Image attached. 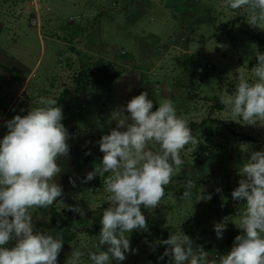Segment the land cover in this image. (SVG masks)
<instances>
[{
	"label": "rangeland",
	"instance_id": "rangeland-1",
	"mask_svg": "<svg viewBox=\"0 0 264 264\" xmlns=\"http://www.w3.org/2000/svg\"><path fill=\"white\" fill-rule=\"evenodd\" d=\"M45 1L50 11H42L38 15L39 26L36 27L29 24L34 15L28 0H0L2 26L7 30L17 31L12 34L0 26V56H3L0 65L20 64L25 73L30 74L25 95L31 94L34 87L46 84L51 86V78L58 76V80H53L55 86L51 87L54 95H57L70 83L71 76L82 65L91 64L99 58H103L113 68L125 66V72L112 82L109 98L96 92V99L88 102L86 98L89 93L85 92L78 99L69 102L70 118H64L63 121L70 134L67 141L69 152L79 159L78 164L91 161V167L102 161L103 153L99 150L98 141L116 127V120L122 118L119 110L141 92L148 93V98L154 103L153 111L163 100L170 99L177 115L185 119L188 114H193L197 121L209 115L216 116L220 121L225 120L230 108L220 112L211 108V98L228 92L231 94L239 71H244L246 78L254 79L248 65L253 62L260 48L264 49V45L261 46L256 38L264 39V25L261 28L250 26L247 23V11L226 9L223 6L224 0H198L197 4L190 0H138L144 5L138 8L134 5L136 0ZM175 2L178 4L173 6ZM149 4L153 8H149ZM207 6L210 7L209 10ZM230 21L236 24L216 31L217 26ZM70 23L85 26L86 30L81 34L79 42L71 44V47L84 53L83 57L58 49V46L63 49L67 47L68 41L60 28ZM186 37L189 38L188 43H185ZM119 54L127 55L126 64L121 63L123 55ZM190 79L193 81L192 86ZM2 80L0 77V86L5 89ZM19 81L12 80V84H17L19 88ZM2 91L4 94L0 91V119L3 109H6V118L0 122V140L7 134V120L16 115L27 114L22 111L20 101L10 106L12 95ZM208 101L211 104L207 106ZM123 114L128 115L127 112ZM232 125L238 131H246L236 122L232 121ZM257 129L262 131L258 142L232 141L221 149L213 147L208 150L201 146L197 153H184L181 158L187 165L186 168L181 166L176 175L180 179L172 177V188L165 193L157 208L141 210L146 217L148 231L133 230L127 234L130 248L136 251L134 254L126 253V259L119 264H142L151 251L159 246L153 248L151 245L168 239L172 233L178 234L180 222L184 220H191L192 228L186 227L183 234L188 235L194 243L196 236H193L190 229L193 233L196 232L192 225L196 216L222 213L228 209V204L233 205L232 210L235 212L243 210L244 202L233 201L231 193L239 186V168L249 158L251 151H264V126L257 123L254 133H257ZM207 131L211 133L212 129L208 128ZM196 135L199 138L201 135L205 137V130L198 129ZM88 152L91 154L86 155ZM195 154L197 164H194ZM193 166H198L200 171L193 172ZM93 170L91 168L89 172ZM63 175L64 177H57V183L63 190V197L58 199H62L65 205H78L84 211V216L78 213L69 216L70 211L57 204L43 208V212L33 209L30 211L34 231L63 238L64 244L57 264H66L73 250L84 253L82 264H91L88 253L97 250L98 235L90 236L82 231H74L89 224L97 208L107 202L108 194L104 187L100 190L96 184H101L108 174L98 175L97 179L85 184L81 182L80 190H87V195L75 201L70 199L72 191L64 189L71 172L64 171ZM79 179L83 181V178ZM188 180L195 181L196 187L191 190L190 199L182 200ZM217 188L221 191L217 192ZM209 194L211 200L197 201L202 195ZM52 207L60 214L50 223L51 228L46 229L42 223L48 220ZM204 239L202 244L206 241ZM218 242L221 245L213 249L204 248L210 261L218 260L219 256L228 252L226 241ZM101 250H106V246H101ZM112 264L116 262L113 261Z\"/></svg>",
	"mask_w": 264,
	"mask_h": 264
},
{
	"label": "clouds",
	"instance_id": "clouds-1",
	"mask_svg": "<svg viewBox=\"0 0 264 264\" xmlns=\"http://www.w3.org/2000/svg\"><path fill=\"white\" fill-rule=\"evenodd\" d=\"M223 6L245 9L250 26L264 25V0H224ZM256 61L251 68L254 79L239 71L234 91L221 95L219 101L230 108L232 121L239 118L246 125L259 122L264 126V53L259 52ZM153 108L148 93L141 92L119 110L122 118L116 120V127L98 141L103 153L99 167L82 181L108 174L103 181L108 206L102 213L97 250L88 253L91 264H119L126 253H135L127 234L148 231L141 208L159 206L165 186L184 163L181 151L189 144L196 148L200 142L192 135L189 121L177 115L172 100L165 99ZM62 119L58 100L40 97L38 106L31 107L26 115L5 122L7 134L0 140V264H57L63 238L34 231L30 210L57 204L84 216L78 205H65L58 199L63 197L62 186L57 183L62 172L58 160L68 156L70 138ZM239 175V186L231 198L244 202V209L233 221L241 234L235 237L230 252L210 261L203 246H194L182 232L172 233L151 245L167 246L160 260L167 256L170 264H264V151H251ZM70 183L75 187V180L70 178ZM195 187V181L188 180L181 199H190ZM211 198L210 194L202 195L197 201ZM226 227L225 222L215 223L218 239L223 238ZM10 242L14 243L9 247ZM83 256L82 251L73 250L66 264H82Z\"/></svg>",
	"mask_w": 264,
	"mask_h": 264
},
{
	"label": "crops",
	"instance_id": "crops-1",
	"mask_svg": "<svg viewBox=\"0 0 264 264\" xmlns=\"http://www.w3.org/2000/svg\"><path fill=\"white\" fill-rule=\"evenodd\" d=\"M174 4L177 5L178 3L177 2L173 3V6H174ZM150 5L151 4L148 5L149 8H153ZM140 6H144V5L140 4ZM148 6H145V7H148ZM0 26L3 29H5L2 26L1 21H0ZM5 30H7V29H5ZM60 30H62V29L60 28ZM7 31L10 33L12 32V34H15L17 32L14 30L13 31L7 30ZM63 33L65 34L64 31H63ZM80 37H81V35H80ZM80 37L77 38L75 42H79ZM83 56H84V53L82 52L81 57H83ZM126 57H127V55L125 54L122 57V59L120 60L121 63L126 64V61L128 60ZM2 58H3V56H0V59H2ZM5 60H7V59L5 58ZM17 65L16 66H11V65L6 66L3 64L0 65V67H1L0 68V77L3 79L2 82L4 83V85L6 87L5 89H2V87L0 86V91L2 92V94H4V92L2 91V90H4L8 94L12 95V98H11L10 104H9L10 106L12 104L20 101L23 105L22 110H24L27 113L31 107L38 106V101H39L40 97H51L54 99H58V95H59L60 91L57 95L56 94L54 95L53 89H51V87L55 86L53 80H55V81L58 80V79H56L58 76L51 78V80H50L51 82H49V84L51 86H47V84H46V85L41 86V87H34L32 89L31 94L25 95L26 91L28 89V85H29L30 74H26L25 70L23 69V67L20 64H17ZM120 66H121V68L125 67L124 65H119V67ZM19 67H21V68H19ZM193 77H195V76H193ZM15 79L20 80L19 81L20 82L19 88L17 87V84H14V85L12 84V80H15ZM88 93H89L88 98H86V101H88V102H91L92 100L96 99V97L98 96L96 94V92H94V91H91ZM78 98H76V99H78ZM69 102L70 101H66L65 103H60V105H59L62 108V112H63V119L61 121L62 123L64 121V118L65 119L70 118ZM210 104H211L210 101H208L206 103L207 106ZM211 105H210V107H211ZM194 106H196V105H194ZM5 110L3 109V115L0 119V122H3L4 119L6 118V113H4V112H6ZM222 110L226 111V110H228V107L224 105ZM222 110H220V111H222ZM194 117H195V115L188 114L187 119L189 122H194L196 124L200 123L202 120H207V124L203 129L202 128H196L192 131V135L198 141H200L199 144L196 146V148L194 145L189 144L185 147V149L183 151H181L180 156H183L184 153L189 152V151H194V153H197V149L201 146L207 147L208 150L212 149L213 147H215L216 149L217 148L221 149L224 145H227L232 141L237 142V141L244 140V141H249V142L254 143V142H258L260 140L259 138H260L262 131L257 129V133H254L256 130V126H250V125L243 124L242 119L237 118V122L236 121H233V122H236L237 125H240L239 126L240 128H245L246 131L236 130L234 128V126L232 125L231 119H233V118L231 117V113H227L225 116V120H221V121L218 120L216 118V116H214V115L203 116V119L200 121H197ZM257 123H259V122H257ZM208 128L212 129L211 133H210V131H207ZM198 129L205 130L206 136L204 137L201 135V137L199 138V136L196 135V131ZM250 134H252V136ZM194 148H195V150H194ZM196 155L197 154L194 155V164L197 162ZM77 160H79V159H76V156L71 155L70 152L68 153L67 157H61L58 160V164L62 168V172L58 177H60V176L64 177V175H63L64 171L68 170L71 172V176L68 177V179L66 180V184H65L64 189H66L68 192L72 191L71 196H70V199L72 201H75V200L80 199V198H84L85 195H87V190H83V189L80 190V187L82 186V184H80V183L82 182V180L79 179V177L83 178V180H84L86 178L87 173L89 172V169L98 168L100 165V163H96V165H93L91 167V164H92L91 161L87 160V161H84V163L82 162V164H78L77 162H79V161H77ZM184 163H186V162H184ZM184 163L182 164V167L186 168L187 164H184ZM82 169H85V170H82ZM193 169H194L193 172H196V171L199 172L200 171L198 166H193ZM97 176L95 177L96 179H97ZM70 178L75 180V187L73 186L72 183H70ZM173 179L179 180L180 177L174 176ZM103 181L104 180L101 181V184H96V185H98L100 190L104 187ZM98 189H97V191H98ZM79 193H81V194L79 195ZM72 205L74 206L76 204L71 203V206ZM162 207H164V204H162ZM233 208H234L233 205L228 204V209L222 213H217L216 215H211V214L207 213V214H201V215L199 214L198 216H196L195 223L192 224L195 227L196 232L194 231L195 233H193L191 231L192 229H190V232L193 234V236H196L194 238V243H193L194 246H199V244H201V246H203V248L208 247L210 249H213L217 245H221V243L218 242V240L223 241V242L225 240L226 245L228 247L227 248L228 252H230L233 245L227 244V233L231 228L237 227L233 223V221L238 217L239 213L242 211V210L241 211L237 210L235 212L232 210ZM69 213H70L69 216H71L76 212L70 211ZM76 214H74V215H76ZM190 221L191 220L188 219L187 221L184 220V221L180 222L181 225H180L179 233L186 232V227L192 228V226L190 225V223H191ZM219 222L227 223L226 231L223 233L222 239L217 238L215 230H214L215 223H219ZM205 225H206V227H205ZM149 227H152L151 224H149ZM202 239L206 240L207 242L204 241L205 243L202 244V242H201V241H203Z\"/></svg>",
	"mask_w": 264,
	"mask_h": 264
},
{
	"label": "trees",
	"instance_id": "trees-1",
	"mask_svg": "<svg viewBox=\"0 0 264 264\" xmlns=\"http://www.w3.org/2000/svg\"><path fill=\"white\" fill-rule=\"evenodd\" d=\"M191 3L197 4L198 0H190ZM137 8L140 6V3L138 0L135 1L134 4ZM207 10L210 9V7H206ZM210 12V11H208ZM210 20L214 21L213 17H210ZM236 23L234 21H230L227 23H223L216 27V31H221L223 29H226L229 25L234 26ZM62 30L65 32L64 36L65 39L68 41V45L65 49H63L61 46H58V49L60 51H71L74 52L76 55L81 56L82 52L79 50H76L75 48L71 47V44H74L77 38L80 37V35L85 31V26H76L72 23L67 24ZM226 31V30H225ZM255 37V36H252ZM258 40V43L263 46L264 45V39L256 37ZM189 38H185V43H188ZM260 53H264V49L260 48ZM125 55V54H119V56ZM121 56V57H123ZM257 63L256 57L248 65V68L251 69L255 64ZM125 68L116 67L113 68L112 66H109L106 61L103 58H99L96 61H94L91 64L82 65L72 76L70 79V83L63 87V89L60 91L58 95V106L60 103H65L66 101H72L78 98L81 94L85 92H98L99 94H102L105 98L110 97L111 93V85L112 82L117 79L120 75H122L125 72ZM190 86L193 85V81L190 79ZM198 82V81H197ZM220 95H214L212 99V105L211 108H215L217 110H222L223 106L220 101L219 97ZM192 97V95H190ZM190 97V98H191ZM207 124V120H202L200 123L196 124L194 122H189V126L191 130L193 131L196 128H204ZM233 133V132H232ZM240 135V134H239ZM170 188H172L171 183L167 186H165V193L170 191ZM108 206L107 202L100 205L94 216L92 217L89 224L84 225L83 227L79 228L77 231H82L90 236L93 235H99L100 229L102 227L100 221L102 218V213L104 211V208ZM40 212H43V208H37ZM146 208H141V210H144ZM60 213L56 212L55 208H50L49 210V218L46 222L42 223V226L46 229H50V223L53 222L57 216ZM241 234V230L238 227L231 228L227 233V244L233 245L235 241V237L237 235ZM14 242H10L8 245L9 247L12 246ZM207 249H210L207 247ZM165 247L163 245H159L155 250L151 251V253L148 255V257L144 260L142 264H168L169 257L165 256L163 260H160L159 257L164 252Z\"/></svg>",
	"mask_w": 264,
	"mask_h": 264
},
{
	"label": "built area",
	"instance_id": "built-area-1",
	"mask_svg": "<svg viewBox=\"0 0 264 264\" xmlns=\"http://www.w3.org/2000/svg\"><path fill=\"white\" fill-rule=\"evenodd\" d=\"M45 0H28V4L30 7L33 8V17L30 18L29 24L31 26H39V22H38V15L42 12V11H50L49 7L46 6ZM70 21H72V19H70Z\"/></svg>",
	"mask_w": 264,
	"mask_h": 264
}]
</instances>
